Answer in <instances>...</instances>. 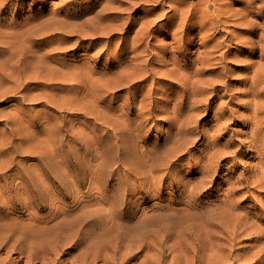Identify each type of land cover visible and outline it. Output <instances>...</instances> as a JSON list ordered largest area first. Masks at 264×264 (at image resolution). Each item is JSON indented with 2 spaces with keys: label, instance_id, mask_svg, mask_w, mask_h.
I'll list each match as a JSON object with an SVG mask.
<instances>
[{
  "label": "bare ground",
  "instance_id": "1",
  "mask_svg": "<svg viewBox=\"0 0 264 264\" xmlns=\"http://www.w3.org/2000/svg\"><path fill=\"white\" fill-rule=\"evenodd\" d=\"M63 1L66 7L67 5L71 6L73 3V0ZM96 1L100 3L99 9L97 8L98 10L95 14L88 16L83 21H77V16L75 15V13L80 14V11H73L74 8L71 9L72 6L67 7L65 11H53L52 16L44 20L42 19L44 22L41 21L40 27L32 34L39 33L40 36L43 35V40L49 37L55 38L57 33H60V35L66 34L68 35L67 37H78L77 41L79 42L84 40L85 37L89 38L90 41L94 38H99L101 39L100 42H90L87 45L89 49L91 47L98 48L94 55L99 58L109 54L107 49L112 44L114 45V36L118 35L119 38L122 37L124 39L131 32V25L140 23L139 29H137V32L135 31L134 38H132L135 45H131L130 49H127L129 46L127 45L128 41L126 42L124 39L123 41L121 40V44L118 42L116 49L113 47L121 60L118 68L119 71L116 69L112 73L114 76L117 75L119 77L116 81L111 82L114 78L112 74L109 75L102 70H100L102 73L97 72L96 69L94 70V66L90 65L91 62L89 60H86L87 63H83V66H80L81 68L74 67L75 70H73V74L76 75L77 80L85 87L80 100L91 97L90 101L84 102L86 104L88 102L92 103V107L89 105V108L87 105L80 107L82 115H93L92 122H88V128L92 129L98 123L106 126V130L101 131L97 137L86 134L84 128H82V137H80L84 140L90 139L91 143H97L99 137L104 135L109 142L106 145L103 144L102 149L100 147L99 150L87 146L88 154L85 157L87 168L80 167L78 163H72L73 161L71 163L74 165L71 166L66 161L67 157H64L60 153L58 154L55 151V147L49 152L51 155L48 160L42 157L40 160L41 164L44 167L46 163L47 166L35 175L32 172L21 175L15 172L7 175L6 169L10 164L0 159V252H5V256L0 257V264H130L133 259L138 258V252L146 253L141 264H145L144 262H147L148 259L156 261V263L150 264H160L163 260L161 246L160 254L156 252L151 253L149 251L154 250V248L147 240L150 236L151 228L149 227L154 228L153 225L155 223H149L141 218L135 219L139 210L138 206L132 204L130 206L115 205L109 195L103 194L97 196L102 200H106L107 205L87 204V206H84L82 202L78 201V197L83 192L87 194V197L96 196L91 193L92 185L88 184V182L98 181L100 170L106 169L108 166V161L105 159L106 154L115 151V154L111 156L112 158L115 157V160L126 159L131 151L130 147L132 143L138 141L141 135L147 134L150 128L152 129L156 120L155 111L157 109L164 113L163 117L165 119H169V131L174 130V136L168 134L169 138L171 137L177 141L179 151H186L188 149L187 142L190 141L191 135L198 128V126L191 125V122L194 121V116L200 112V106L204 104L206 107L203 108L208 110L210 108L209 100L212 96L214 99L215 97L221 98L229 94L233 78V76L229 75L237 73L235 72L236 68L224 65L229 60L239 61L241 64L240 69L248 71V74L245 73L241 80L248 84L250 82V85L245 88L244 93L251 95L252 92L253 98L244 101L245 103L242 102L244 103L242 104L239 101H234V96L230 95L231 97L228 100L220 103V106L216 107V112L219 114L221 127L226 130L230 129V124H240V119L243 117L240 108L253 109L252 115L247 119L254 123L250 131V141L252 144L260 142V148L264 150V101L257 100L262 91L260 85L264 82V63H260L256 67L255 60H240L237 55L244 53L247 49L245 48V50L244 47L239 48V45L235 47V53H237L235 55L239 59H236L235 55L233 58L230 56L234 50L233 43L239 37V43L251 42V44L249 43L251 49L248 48L250 50L247 53L249 58L255 56L256 47L258 45L260 47V38L258 41L249 37L247 38V34H254L257 28L255 22V24L253 22V24H250L249 21L244 20L252 10L250 9V3L245 7L235 8L233 4H240L241 0H199L204 5L196 10H192L190 8L185 9V6L180 5L184 3V0L177 2V5L172 3L174 0ZM165 3L169 5L170 10H163L157 14L156 11L163 8ZM124 5H127V7L125 8ZM146 5H150V7H146ZM124 9L127 10V13L125 12L126 15H124ZM138 12H142L143 15L137 16ZM154 12L161 17L160 22L174 20L170 24L174 27V30L172 32L163 30L164 24L160 23L161 25L158 26V18L151 19V17L147 19ZM36 24L39 25L38 23ZM231 24L236 26L235 29L239 28V31L238 29L237 31L233 29L234 27L232 28L233 30H228ZM241 25H244L245 28H243L244 26L240 28ZM155 30H161L166 36L171 37L172 41L170 43H163V45H149V43L145 45V38L147 36L150 38ZM224 31L226 32L224 33ZM243 34L244 36L246 34V37L242 36ZM217 35H224V38L220 36L217 38ZM197 39L201 40H199L201 43L199 46L197 45L198 47L196 44L194 45ZM0 42L4 43V40L0 38ZM211 42L213 45L210 44ZM142 44L145 45L143 50ZM158 46L161 51L154 52V48ZM195 46L197 49L192 50ZM130 52L133 55H128ZM154 54H156V58L152 60L149 55ZM195 54L197 55L193 58ZM112 55L110 53V57ZM130 57H132L133 61L131 60L130 63H127L126 60H129ZM84 58L86 59L87 57ZM123 61L126 62L125 65ZM196 63L195 67L194 64ZM212 64L218 65L217 69H214L216 76H222L225 79L217 77L219 79L216 80L215 78L205 77V73L211 70L207 66ZM168 65L171 66L168 67ZM67 76L69 75L67 74ZM129 77L133 80L138 78L140 81L149 79L151 81L145 87H139V91L145 92L144 97L140 99V104L134 107V101L132 100L125 105L126 107L122 105L115 113H110L113 109L112 103L105 108H101L100 102L103 101V94L101 92H105L104 90L112 91V87L116 88L122 85L125 79H128L132 83V79ZM105 81H109V83ZM163 81L166 84L164 89L160 87V91L157 88V84ZM163 91L168 92V96L161 99L160 102H150L149 100L150 106H148L147 98L152 97L153 94L156 96V93H164ZM134 92L137 91L135 90ZM206 93L210 94V96ZM203 95L206 96L200 97ZM186 101H188V104H186ZM170 102H172L171 107L168 105ZM232 102H234V106H230ZM96 109H98L97 112ZM172 113L174 117H177L175 122L168 118ZM178 115L181 116L179 117ZM140 117L142 119L138 120ZM143 127L146 130H143ZM11 130L13 132L11 136L18 133L17 128L12 127ZM205 136L203 134V137ZM169 138H165L164 143H168ZM194 139H191L192 145L194 144L192 143ZM3 141L4 138L0 137V153L6 149L5 144L2 143ZM260 148H255V154L250 153L251 158H259L255 164L250 161L253 164L251 166V170L253 171H251V174H253L251 175L252 178L249 176L250 173L248 174L245 171L238 175L236 182L243 183L245 186L238 188L239 184L237 183V187L232 186L228 188L225 192V200L229 199L231 202L228 205L226 204L221 210L212 209L210 206L203 208L205 205L202 203H193V205H189L190 208L187 205V213L181 210L180 212H183V215L177 217V219L184 218L183 221L178 222V226L172 224L174 223L173 217L178 215V211L173 209L167 210L165 213L162 211L165 214V216L163 215L164 219L172 222L168 228H171L172 232L174 231L178 236H181L178 245L174 247V250H180L179 256L176 258L177 263L175 262L177 255H173L170 264H199L197 263L196 256L200 250H193L194 253L189 255L190 249L188 247L195 245L201 248V250L206 249L205 251H211L208 253V257L207 255L206 257L204 256L205 263L202 264H234L233 261H239V263L243 264H264V203L259 202V198L251 196V204L248 203L242 207L243 197H235L238 196L240 191L245 189L244 192L240 193H248L245 198L248 199L250 196L249 191L253 188L250 182L254 183L256 181L262 185V187L260 186L262 189L258 190L259 195L262 196L264 194V154H261L262 150ZM240 152L241 149L238 145V148L233 153ZM217 153V150L213 152V154ZM233 153L231 152V154ZM57 154L60 158L56 157ZM150 155L152 154H146V160H142L141 165L138 166L140 170L151 171L155 166V161L149 158ZM57 159L63 160L64 165L56 166L53 162L56 163ZM212 161L210 160V162ZM133 162L134 157H130L128 170L131 172H135L131 166ZM167 164V167H170L169 160H166ZM203 167L202 170L205 171L206 169ZM63 170H65L64 174L61 173ZM246 173L247 176H245ZM47 174H52L55 179L54 182L46 184L42 181L43 176ZM79 174H83V177H78L77 175ZM166 174L169 175V172ZM121 175L119 174L117 177L118 182L122 183L129 180V175H124V177H121ZM205 175L207 174H204L203 177ZM17 177L21 178L19 182H16ZM110 177L108 176L107 178ZM209 178L208 181L211 180ZM173 181L176 184L186 185H183L186 187V192L189 193L186 202L191 201L195 195L201 196L204 194L203 190H201L204 187L197 186L196 183L188 188L187 183L189 180L187 181L186 178L177 179L173 177ZM86 184L88 186L84 187ZM241 186L243 185L241 184ZM22 194L26 195L25 198L29 203L19 207L17 206V200L18 196ZM241 195L244 196L245 194ZM67 196H72V201L70 203L62 202V198ZM44 198L48 200L46 202L39 201ZM125 202L126 204L129 203L127 200ZM240 208L244 209L243 212H240ZM35 209H47L48 211L44 215L34 214L29 218L23 216L24 211L27 212ZM253 209L262 211V214L253 216ZM173 214L175 215L173 216ZM158 227L160 228L158 229L159 231L166 226L162 222ZM169 247L172 248L173 246ZM245 247H248L246 253H240L239 250Z\"/></svg>",
  "mask_w": 264,
  "mask_h": 264
},
{
  "label": "rangeland",
  "instance_id": "2",
  "mask_svg": "<svg viewBox=\"0 0 264 264\" xmlns=\"http://www.w3.org/2000/svg\"><path fill=\"white\" fill-rule=\"evenodd\" d=\"M179 1L181 0H174L172 3L177 5V2ZM241 1L242 2L240 4H233V7H245L248 3H250V9L252 10L246 18L244 16V20L249 21L250 24L255 22L256 24H254L257 28L255 29L256 32L254 34H247V38L249 37L255 41H258L260 38V47L258 45V47H256V55L249 58L247 53L251 49V42H249L250 44L242 42L239 43V37L238 39H235V42L233 43L234 50L231 52L230 56L233 58V56L237 54L235 53V47L237 45H239V48L244 47V49L246 48L247 50L245 49L246 51H244V53H240L241 55L238 54L237 56H239L240 60H255L254 62H256L257 67L260 63H264V61H262L264 60V45H262L264 44V0ZM1 4L3 5L1 6ZM167 4L165 3L163 8L158 9L156 11L157 14L163 10L169 11L170 8ZM180 5L183 7L185 6V9L190 8L192 10H196L200 6H203L204 3H201L199 0H184V3ZM71 6L67 5V7H71V9L74 8L73 11H80V14L75 13L77 16V21H83L88 16L95 14V12L100 7V3H98L96 0H73ZM124 6L125 8L127 7V5ZM148 6L150 7V5H146V7ZM0 7V35H2L0 38L4 40V43L0 42V137L4 138L2 143L6 146V149L0 153V159L10 164V166L6 169V174L10 175L17 172L21 175L27 172H32V174L35 175L37 172L47 166L45 163L43 167L40 160L42 157H45L48 160L51 155L49 152H51L53 147H55V151H57L58 154L60 153L64 157H67L66 161L71 166L78 163V166L87 168V163H85V157L88 154L87 146L99 150L100 147L102 149L103 144L106 145L109 141L104 135V137H99L97 143H91L90 139L84 140L81 138L82 128H84V132H86V134H89L92 137H97L101 131L106 130V126L102 123H98L94 125V128H88V122H92L93 115H82L80 107L83 105H87V107L89 105L92 107V103H85L90 101L91 97H89L90 99L83 98V100H80L81 95H83L85 91V87L79 80H77L75 77L76 75L73 74V70H75L74 67L81 68L83 63L85 64V62L87 63L89 60V62H91L90 65L92 64L94 66V70L96 69L97 72L102 73L103 71L104 73L106 72L107 74L111 75L114 70L117 69V71H119L118 68L121 60L117 56V51L115 50L116 45L118 42L121 44L124 39L126 42L128 41L127 45L129 46L127 49H130L131 45H135L134 39L132 38H134L133 36L137 32V29H139L140 23L131 25V32H129L128 37L123 39L122 37L119 38L118 35L114 36V45L112 44L110 46L112 49L110 47L107 49L109 54L107 56L104 55L97 58L94 54L97 52L96 50H98V48L95 49L91 47L89 49L87 45L90 42H100L101 39L99 38H94L90 41L89 38L85 37L84 40L79 42L77 41L78 37H67L68 35L66 34L60 35V33H57L55 38L49 37L46 40H43V35L40 36L39 33L32 34L40 27L41 21L48 18L49 16H52L53 11L66 10L67 7L64 6L63 0H0ZM125 12L127 13V10L124 9V15H126ZM156 12L151 13L147 19H150L151 17V19L158 18V26L161 25L160 23H162L164 24L163 30L172 32L174 27L170 24L174 20L168 21L163 19L164 21L160 22L161 17L156 15ZM141 15H143L142 12L137 13V16ZM244 25H241L240 28H242ZM235 27L236 26L231 24L228 30H231L232 28L235 29ZM243 28H245V26ZM237 29L239 31V28ZM237 29L235 30L237 31ZM225 32L226 31H224V33ZM218 36L224 38V35H217L216 37L219 38ZM242 36H244V34ZM147 37L145 38V45H148V43L149 45H163V43H170L172 41V38L166 36L161 30H155L150 36L151 39L149 37L147 39ZM244 37H246V34ZM199 40L200 39H197L194 45L196 44V46H199L201 43V40ZM212 42L210 43L211 45H213ZM145 45L141 46L142 50ZM196 46L193 47L192 50L197 49L198 46ZM160 51L161 49L159 46L154 48V52ZM110 53L113 54L111 57ZM131 54L133 55L132 52H130L128 55ZM196 55L197 54L193 55V58ZM237 56L235 55L236 59H239ZM84 57L87 58L85 59ZM92 57L94 58L92 59ZM149 57H151L153 60L156 58V54L149 55ZM131 58L132 57H130L129 60H126V62L130 63L131 60L133 61ZM229 61L228 63H224V65L237 69L235 71L237 72L235 75H229L233 76L229 94L221 98L215 97L214 99L212 96L209 100L211 109L208 108V110L203 108L206 106L201 103L203 105L200 106V112L194 116L195 119L193 117L194 121L191 122V125H195L196 127L198 126L193 135H191V139L195 138L194 142H192L194 143L193 145L191 144L190 139V141L187 142L188 149H186V151L184 150L185 152L179 151L177 146L178 143H176L177 141L171 137L169 138V135L174 136V130L169 131V119H165L163 117L164 113L157 109L155 111L156 120L152 129L150 128V131L147 134L144 132L146 135L142 133L144 135H141L138 141L132 143L130 147L131 151L129 155H127L126 159L115 160V157L112 158L111 156L115 154V151L108 152L106 154L105 159L108 161V166L106 169L100 170L98 181H93L92 183L88 182V184L92 185L91 193L95 194L96 196L87 197V194L83 192L78 197V201L82 202L84 206H87V204L107 205L108 203L106 200H102L97 196L99 194L109 195L114 201L115 205L130 206V204H132L138 206L139 210L135 216V219L141 218L149 223H155L153 225L154 228L149 227L151 228L150 236L147 240L154 248V250L149 251L151 253L156 252L160 254L161 246L163 260L160 264H170L173 255H177L175 257V262L177 263L176 258L179 256L180 250H174V247L178 245L179 238H181V236H178L177 233H174V231L172 232L171 228H168L172 222L168 219H164L165 214H163L162 211L164 213L165 211L172 209L178 211L179 213H177V216L173 214V216L175 215L173 217L175 224L172 223L174 226H178V222L183 221L184 218L177 219V217L183 215V212H180L181 210L187 213V205L190 208L193 203H202L205 205L203 208L210 206L212 209L221 210L226 206V204L228 205V203L231 202L229 199L225 200V192L228 190V188L232 186L237 187L238 184L240 185H238V188L244 187L245 185L243 183L236 182L238 175L245 171L248 174L250 173L249 176L252 178L251 175L253 174L251 173L253 171L251 170V166L259 160L258 157H250L251 152L255 154V148L261 147L260 142L252 144L250 141V131L252 130L254 123L247 119H249V117L252 115L253 109L243 107L240 108V111L243 114V117L240 119V124H230V129L226 130L221 127L222 125L218 117L219 114L216 112V107L218 108V106H220L219 104L224 100H228L231 97L230 95L234 96V101H239L240 103L253 98L252 92L251 95L244 93L245 88L250 85V82L248 84L242 82L241 80L245 73L248 74V71H242L240 69L241 64L239 61ZM126 62L123 61L124 65ZM196 65L197 63L194 64L195 67ZM170 66L171 65H168V67ZM217 66L218 65L214 64L207 66V68L211 70L205 73V77L215 78L216 80L221 78L222 76H216V73L214 72V69H217ZM67 74L69 76H67ZM208 75H210V77H208ZM212 75L215 76L213 77ZM112 76L114 75L112 74ZM118 78L119 77H117V75L114 76L111 82L116 81ZM222 78L225 79L224 77ZM105 82L109 83V81ZM150 82V79L140 81V79L137 78L134 80L132 79L131 83L128 81V79H125V82L122 85L116 87L118 89L112 87V91L104 90L105 92H101V94H103V101L100 102V107L105 108L107 105L112 103L113 109L110 111V113H115L122 107V105L123 107H126L125 105L132 100L134 101L133 106L137 107L140 104V99L143 98L145 94V92L139 91V87H145ZM165 84V81H163L157 84V88L161 91V88L164 89ZM263 85L264 82H262L260 85L263 92H260L259 98L257 97V100L264 101ZM135 90L137 92H134ZM163 92L164 93H156V96L153 94L152 97H148L147 103L149 100L150 102H160L161 99L168 96V92ZM204 96L206 95L200 97ZM208 96H210V94ZM186 104H188V101H186ZM168 105L171 107L172 102H170ZM148 106H150V104ZM230 106H234V102L230 103ZM97 111L98 109H96V112ZM173 115L174 114L172 113L168 118L175 122L177 117H174ZM178 116L180 117L181 115ZM140 119L142 118H138V120ZM99 122H101V120H99ZM12 127L18 129V133L13 136H11L13 133L11 130ZM143 130H146V128L143 127ZM203 134L206 136L203 137ZM248 137L250 138L249 140ZM165 138H169L168 143H164ZM238 145L242 153L240 152L234 154L233 151L238 148ZM215 150L218 151L217 154H213ZM260 150L262 149L260 148ZM231 152L233 154H231ZM262 153L264 154V150H262L261 154ZM58 154L56 157L60 158ZM146 154H152L149 158L155 161V166L151 171H143L138 168V166L141 165L142 160H146ZM212 155H215V157L213 158ZM130 157H134V162L131 166L134 168L135 172L128 170V166L130 165ZM166 160H169L170 167H167L168 164L166 165ZM210 160L214 161L210 162ZM62 161L63 160L61 159H57L56 163H53L56 166H63L64 164ZM250 161L254 163L251 164ZM202 167L206 170H202ZM65 170L61 171V173L64 174ZM167 172H169V175L166 174ZM247 173L245 176H247ZM119 174H122L121 177H124V175H129V180L122 183L118 182L119 180L117 177ZM204 174H207L205 175L206 177L208 176L207 178L204 176L207 181L203 177ZM77 176L82 178L83 174H79ZM108 176L111 177L107 178ZM173 177H176L177 179L186 178L187 181L189 180L187 183L188 188L192 187L195 183L197 186L204 187L202 189L199 187L201 190H203L204 194L201 196L195 195L191 201L186 202L188 199L187 195H189V193L186 192V187H184L186 185L176 184L173 181ZM208 178L211 179L209 180L210 182L208 181ZM20 180V177L16 178V182H19ZM54 180L55 179L52 174H47L42 178V181L46 184H50L54 182ZM88 184L84 185V187L88 186ZM241 184L243 186H241ZM250 185L253 186V188L249 191L250 196L248 199H245L246 194L248 193H240L244 192L245 189L240 191L238 196L233 195L236 198L243 197V202L241 204L242 207L248 203L251 204V196L254 198H259V202L261 201L264 203V201H262L264 200V194L261 196L258 193V190L262 189V185L257 183V181L254 183L250 182ZM241 194H245V197ZM25 196V194L18 196L17 206L20 207L29 203L27 202ZM72 199V196H67L62 198V202L70 203ZM47 200V198H44L40 199L39 201L46 202ZM125 200H127L129 203L126 204ZM259 205H261V203H259ZM243 210V208H240V212H243ZM47 211V209H35L27 212L24 211L23 216L25 218H29L34 214L44 215L47 213ZM252 213L253 216L260 215L262 214V211L253 209ZM159 222L161 224L163 222L166 227L158 231V229H160L158 226L161 225ZM169 246L173 247L170 248ZM188 248L190 249L189 255L194 253L193 250H200L197 252L196 256L197 263L199 264L205 263L204 256L206 257L207 255L208 257V253L211 252L210 250L205 251L206 249L201 250V248H199L197 245ZM247 249L248 247L242 248L239 250V252L245 254ZM138 253V260L135 258L130 264H141V261L145 258L146 253ZM3 256H5V252L1 251L0 257ZM233 262L234 264H243L239 263V261ZM144 263L150 264L156 263V261H151L148 259L147 262Z\"/></svg>",
  "mask_w": 264,
  "mask_h": 264
}]
</instances>
